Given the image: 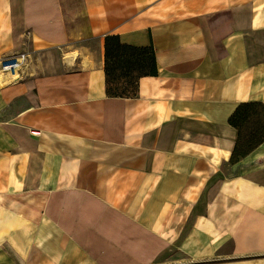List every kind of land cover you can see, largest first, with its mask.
<instances>
[{
  "label": "crops",
  "instance_id": "obj_1",
  "mask_svg": "<svg viewBox=\"0 0 264 264\" xmlns=\"http://www.w3.org/2000/svg\"><path fill=\"white\" fill-rule=\"evenodd\" d=\"M110 34L154 53L135 95H108ZM19 52L0 264H264V139L231 161L228 122L264 108V0H0V60Z\"/></svg>",
  "mask_w": 264,
  "mask_h": 264
},
{
  "label": "trees",
  "instance_id": "obj_2",
  "mask_svg": "<svg viewBox=\"0 0 264 264\" xmlns=\"http://www.w3.org/2000/svg\"><path fill=\"white\" fill-rule=\"evenodd\" d=\"M148 53V55H146ZM137 55L139 57L133 59ZM106 90L111 96H132L136 94L137 80L142 75L156 74V61L152 49L136 47L120 42L117 35H106L104 43ZM138 64L140 72L136 79L131 76L133 65ZM147 65V66H146ZM143 69V70H141ZM134 83V85H133ZM264 108L259 103H241L230 115L228 122L238 130V144L235 146L231 161L252 149L264 139V123L258 118ZM253 124L247 139L243 137V126ZM249 129V128H248Z\"/></svg>",
  "mask_w": 264,
  "mask_h": 264
},
{
  "label": "built area",
  "instance_id": "obj_3",
  "mask_svg": "<svg viewBox=\"0 0 264 264\" xmlns=\"http://www.w3.org/2000/svg\"><path fill=\"white\" fill-rule=\"evenodd\" d=\"M27 55L25 52H19L2 58L0 60V70L9 74H16L24 69L26 64ZM34 135H37L39 132L37 130H32Z\"/></svg>",
  "mask_w": 264,
  "mask_h": 264
},
{
  "label": "rangeland",
  "instance_id": "obj_4",
  "mask_svg": "<svg viewBox=\"0 0 264 264\" xmlns=\"http://www.w3.org/2000/svg\"><path fill=\"white\" fill-rule=\"evenodd\" d=\"M146 55H148V53H146ZM137 57H139V56H137V55H134V57H131V58H133V59H135V58H137ZM147 66V65H146ZM139 66H138V64H134L133 65V71L131 72V76L134 78V79H136V75L140 72V69L138 68ZM141 70H143V69H141ZM133 85H134V83H133ZM255 118H258L259 119V121L261 122V124H262V122L264 123V114L261 112V113H259L258 114V117H255ZM252 126H254L253 124H247V126L246 125H244L243 126V135H244V137H243V139L244 140H246L247 139V135H248V133L250 132V128H253ZM249 128V129H248Z\"/></svg>",
  "mask_w": 264,
  "mask_h": 264
}]
</instances>
